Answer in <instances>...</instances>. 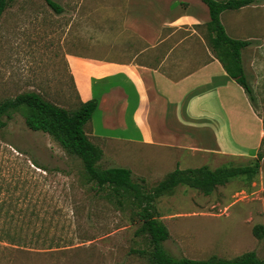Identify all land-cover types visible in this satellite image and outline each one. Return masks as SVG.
I'll use <instances>...</instances> for the list:
<instances>
[{
  "label": "rangeland",
  "instance_id": "rangeland-1",
  "mask_svg": "<svg viewBox=\"0 0 264 264\" xmlns=\"http://www.w3.org/2000/svg\"><path fill=\"white\" fill-rule=\"evenodd\" d=\"M53 1L60 12L45 0H12L2 13L0 101L37 91L72 110L78 98L66 53L131 60L144 47L138 37L122 29L119 0ZM240 16L246 21L239 26ZM223 19L228 36L251 37L243 48L245 61L257 55L262 59L258 69L252 64L246 71L260 98L264 36L258 31H264V0L238 12L226 10ZM199 33L211 49L206 27ZM182 35V30L173 33L171 41ZM261 113L264 116V109ZM1 120L5 125L0 126V264H150L144 253L150 248L148 238L135 235L140 221L131 200L119 204L98 190L87 180L81 159L47 133L29 129L20 111H12L9 118L2 115ZM170 155L139 148L130 169L132 178L149 191L179 165L215 169L252 163L212 154L187 161L180 154ZM121 161L103 159L98 166L128 164ZM155 206L169 232L163 246L174 257L231 259L254 251L264 259V234L254 232L256 226L264 229V159L254 176L233 177L209 194L180 184L159 196Z\"/></svg>",
  "mask_w": 264,
  "mask_h": 264
},
{
  "label": "crops",
  "instance_id": "crops-1",
  "mask_svg": "<svg viewBox=\"0 0 264 264\" xmlns=\"http://www.w3.org/2000/svg\"><path fill=\"white\" fill-rule=\"evenodd\" d=\"M119 2L122 29L144 45L131 60L65 55L78 100L99 98L85 127L89 139L102 150L100 161L123 160L128 164L120 166L131 169L139 148L180 154L185 161L198 154L253 159L264 136L262 118L243 87L203 42L199 30L210 19L207 5L202 0ZM250 4L258 5L259 0ZM250 4L230 10L238 12ZM225 11L220 14L223 25ZM245 21L237 20L239 26ZM180 30L183 35L172 42L173 33ZM258 32L264 36V31ZM255 51L260 54V49ZM243 53L242 49L245 73L252 64L258 69L262 59L257 55L248 62ZM261 73L264 107V59Z\"/></svg>",
  "mask_w": 264,
  "mask_h": 264
},
{
  "label": "trees",
  "instance_id": "trees-1",
  "mask_svg": "<svg viewBox=\"0 0 264 264\" xmlns=\"http://www.w3.org/2000/svg\"><path fill=\"white\" fill-rule=\"evenodd\" d=\"M11 1L0 0V17ZM45 1L56 12L62 10L55 1ZM202 1L207 5L210 17L205 27L209 34L212 52L228 75L243 87L251 105L262 118L264 126V116L261 113L264 109L263 98L262 95L260 98L257 97L249 83L241 57L242 49L251 42L228 36L220 20V14L224 10L239 9L250 4L252 0ZM98 99V96L94 95L85 102L78 100L77 106L69 110L46 99L37 91L22 92L13 98L0 101V126L5 125V122L1 120L2 115L9 118L12 111H20L29 129L47 133L66 152L81 159L87 180L93 183L98 190L115 197L119 204H123L124 200H131L136 207V214L140 221L135 235L148 238L150 248L144 253H147L150 264H264V259L259 258L254 251L245 252L231 259L216 256L194 259L170 255L163 246V242L169 237V232L163 221L158 218L155 206V200L159 196L180 184L209 194L215 186L224 185L233 177L256 175L264 159V136L250 164L221 166L215 169H210L205 165L185 169L176 167L151 190L144 191L142 183L132 178V171L129 168L121 166L100 168L98 166L102 150L89 139L84 129L85 124L90 121L98 107ZM140 181L144 182V179L140 178ZM254 232L261 237L264 229L262 226H256Z\"/></svg>",
  "mask_w": 264,
  "mask_h": 264
}]
</instances>
